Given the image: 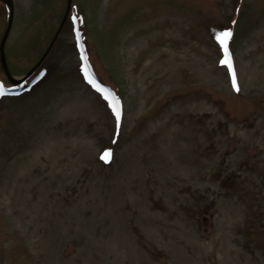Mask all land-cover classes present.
I'll return each mask as SVG.
<instances>
[{
    "label": "rangeland",
    "instance_id": "rangeland-1",
    "mask_svg": "<svg viewBox=\"0 0 264 264\" xmlns=\"http://www.w3.org/2000/svg\"><path fill=\"white\" fill-rule=\"evenodd\" d=\"M8 2L0 264H264V0Z\"/></svg>",
    "mask_w": 264,
    "mask_h": 264
},
{
    "label": "water",
    "instance_id": "water-1",
    "mask_svg": "<svg viewBox=\"0 0 264 264\" xmlns=\"http://www.w3.org/2000/svg\"><path fill=\"white\" fill-rule=\"evenodd\" d=\"M3 1H6V0H3ZM8 4L10 5V8H11L10 18H9V22H8V27L6 29V32L4 34V37H3L1 45H0V62H1L2 69L5 73V75L7 76L8 80L12 84H15L16 81L13 79V77L11 76V74L9 72L7 60H6V55H5V47H6V44L8 42L10 33L12 31L13 23H14V10H13V7L11 6V3L8 2ZM71 9H72V0H68V5H67V10H66L65 16L63 18V21H62V23H61V25H60L57 33H56L51 45L49 46L47 52L45 53V55L43 56L41 61L38 63V65L28 74L27 77H29L42 64V62L45 60V58L48 56V54L51 52V50L53 49V47L57 43V40L60 37V35L64 29V26H65V24L69 18ZM7 93H12V91H8Z\"/></svg>",
    "mask_w": 264,
    "mask_h": 264
},
{
    "label": "snow or ice",
    "instance_id": "snow-or-ice-1",
    "mask_svg": "<svg viewBox=\"0 0 264 264\" xmlns=\"http://www.w3.org/2000/svg\"><path fill=\"white\" fill-rule=\"evenodd\" d=\"M231 37H232L231 31L222 32L217 37V40L219 41L220 45L224 49V55H225V57H227V59L224 60L223 63L231 70L233 84L235 85L236 84L235 70H234V67H233V64L231 61V54H230L229 49H228V41L231 39ZM237 91H239L238 86H237ZM114 111L116 112L117 119H119L120 109L118 107H114ZM110 156H111V152H108L105 154L104 159H108Z\"/></svg>",
    "mask_w": 264,
    "mask_h": 264
}]
</instances>
